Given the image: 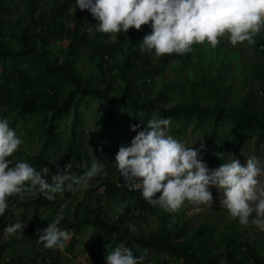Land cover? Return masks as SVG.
Instances as JSON below:
<instances>
[{"label": "rangeland", "instance_id": "obj_1", "mask_svg": "<svg viewBox=\"0 0 264 264\" xmlns=\"http://www.w3.org/2000/svg\"><path fill=\"white\" fill-rule=\"evenodd\" d=\"M22 4L23 2L20 3ZM70 11L71 16H77L79 11L86 12V15L90 13L87 9L82 11L73 4L70 5ZM59 19L64 20L62 13ZM79 23L80 19L77 17L76 20L65 24L73 32ZM149 24H142L139 29L130 27L131 31L117 32V43L114 45H111V42L115 39L116 33L103 32L97 39L91 36L94 27L84 33L85 45L101 42L106 52L103 54L108 53L107 56L111 54V57L116 58L118 63L123 61L124 73L128 77L132 78L135 75L139 95L137 104L139 108L135 111L143 124V126L137 125L135 130L130 129V125H136L135 123L130 124L135 112L131 105L128 107L121 103L116 108L114 119L111 120L112 127L109 124L106 125L104 102L97 98H91L79 104L81 114L75 126L72 125L74 115L71 113L65 116L63 122L62 120L57 122L55 138L61 137L57 144L60 150L58 154H55L53 150L52 153L48 151L45 162L55 164L59 160L57 158L59 154L68 152L69 144L75 149L79 148L87 152L89 156L96 158L101 167L95 175L87 178L86 185L94 180L106 178L117 181L120 177L119 174L116 175L114 172L116 169L113 167L118 148L128 145L136 132L145 127L148 119L160 118L158 110L147 109L146 103L157 104L165 108L187 107L195 103L207 109L220 107L226 112L238 109L247 115L261 113L264 110V49L262 47L264 26L254 36L255 42L251 45L246 41L232 45L225 34L218 37V43L214 48L205 41L199 44L193 43L192 50L189 52L182 54L172 52L156 56L153 52L140 49L139 42L142 37L151 31ZM81 30L80 36L83 34ZM108 34H110L109 37ZM62 42L65 46L68 45L67 40ZM79 59L86 73L90 68L94 69L97 81L92 86L104 88V82L99 76L101 74L99 71L96 72L98 70L96 68L97 57L89 52L88 46L84 48ZM131 59L135 60L137 66L134 72L126 65ZM102 66L106 70V80L113 83V88L109 92L110 96L120 99L125 87L122 76L109 56L108 59L103 57ZM149 67L150 75L147 78L141 77L140 69H149ZM81 77L86 78L87 76ZM7 120L9 126L12 127L11 120L9 118ZM38 121L39 119H30L27 128L32 129ZM169 121L168 133L179 142L193 148L204 145L200 149V158L206 162L209 169L218 167L220 163L234 157L243 166L246 158L250 156H254L260 166L264 167V130H251L231 119L216 121L214 114L202 117L197 114L184 113L174 116L173 119L170 118ZM12 128L20 138L27 131ZM213 147L219 150L218 155L215 154L217 159H220L219 164L216 163ZM29 153V157L22 153L21 143L13 152L12 157L29 162L36 169L42 170L41 174L45 176L48 169L43 159L34 160L31 158V152ZM8 158L11 159V157ZM81 163L82 160L75 158V166ZM258 180L264 183V174L258 176ZM68 190L70 192L67 196L62 195L64 208L73 200L81 197L85 186L73 183L71 188L65 187L62 192L52 193V195L59 196ZM209 191L212 193V202L200 205L199 212L194 211L195 206L187 201L183 202L176 212H166L159 205H154L146 221L141 224L143 238L145 240L153 238L155 242L170 240L176 245L178 241L172 235L180 228L186 227L187 232L183 239L184 250L187 248L196 253L191 255V264H196L198 261L204 264H254L251 260L247 261L248 258L244 254L236 253L230 258L229 250H232L236 242L249 243L257 254L264 257V230L251 222L247 225L239 224L237 218H231L227 210L220 206L219 198L222 197V192L212 185L209 186ZM15 194V197L12 194L6 197L8 206L5 208L7 211L5 215L8 216L10 224L18 220L26 226L28 222L23 221L25 217L31 220L45 219L53 209L50 206H39L35 189L30 188ZM94 197L98 206H106L103 196L95 194ZM45 200L52 203V200L47 198ZM25 203L30 204L28 208L22 206ZM133 204L132 201L129 203L130 208ZM64 208L60 210L63 212ZM112 213L114 214V210ZM252 215L254 214L249 216L250 221ZM82 223L80 217L75 219L68 229V239L63 247H54L58 250L57 255L61 264H94L90 262V259L95 264H105L104 256L108 252L118 244L123 243L125 246V241H119L106 231H97L86 226L79 229ZM195 233L207 238L203 251L198 239L194 236ZM25 241L26 239L21 235L14 241V245L15 247L20 244L26 245ZM133 250L137 251L139 256L144 257L143 261L138 264H164L165 262L183 264V259L173 256L174 254L170 253L169 249L151 247L140 250L138 246H133ZM49 262L52 264L51 261ZM0 264H2L1 259ZM40 264L43 263L40 262Z\"/></svg>", "mask_w": 264, "mask_h": 264}, {"label": "clouds", "instance_id": "obj_2", "mask_svg": "<svg viewBox=\"0 0 264 264\" xmlns=\"http://www.w3.org/2000/svg\"><path fill=\"white\" fill-rule=\"evenodd\" d=\"M72 4L81 10L87 9L97 21L91 33L93 38L97 39L103 32L116 33L111 45L117 43V32L131 31L130 27L139 29L142 24L150 22L151 31L142 37L139 44L141 51L147 50L156 56L189 52L193 43L205 41L214 48L218 37L225 34L232 45L245 41L251 45L255 42L254 36L264 26V0H74ZM61 10L65 14H71L68 5L62 6ZM86 46L90 52L89 45ZM107 54H103L102 59H108ZM169 123L166 117L148 119L145 127L136 132L128 145L118 148L113 165L117 171L114 172L120 176L117 181L106 178L86 185L87 178L100 170L101 165L96 158L77 148L73 153L79 155L84 152L88 155L87 159H82V163L75 166V158H80L74 157L64 169H80L89 164L90 168L86 173L71 179L70 173L67 176L63 172L46 176L50 171L48 170L44 176L41 174L42 170L36 169L29 162L12 157L22 141L9 126L7 117L0 118V216L4 211L7 213L6 197L11 194L31 188L51 200L54 198L52 193L62 192L65 187L71 188L73 183L85 186V190L89 186L101 187L98 195L103 196L105 203L114 208L116 201L109 198L113 190L109 192L105 188L114 187L121 195H140L144 199V206L141 207L139 202L134 203L127 213L119 212L123 210L122 204L116 206L115 210L119 213L112 215L113 233L110 234L119 241H124L125 236L139 240L144 237L141 224L146 221L154 205H159L166 212H176L187 201L195 206L194 211L199 212L200 205L212 202V193L209 191V186L212 185L222 192L219 204L231 218H237L241 225L251 222L264 230V183L258 180V176L264 174V167L260 166L257 159L254 156L247 157L242 166L232 155L234 158L209 169L200 158V149L204 145L197 148L185 146L168 133ZM136 127L137 125H130L132 130ZM80 198L71 202L70 222L73 221L74 210L81 201ZM63 208L64 205L61 204L60 209ZM60 209L56 213L52 209L50 214L55 219L43 229H37L36 241L42 243L44 248L63 247L68 239V229L71 226H66L61 220L65 208L63 212ZM81 213L76 214V217H80ZM250 214H254L251 221ZM5 217L8 219V216ZM21 227L18 220L11 224L9 222V225H5L4 232L14 234ZM31 238L25 235L24 243L27 244L16 247L20 251V257L24 254L31 255L37 249L36 244L29 246ZM183 239L184 237L182 243ZM15 258H10L7 254L0 257L2 264H12L11 261ZM143 259L142 255L133 256L131 249L123 243L116 245L104 256L105 264H138ZM49 261L51 259L48 257L39 258L38 264H50ZM90 262L95 264L91 259Z\"/></svg>", "mask_w": 264, "mask_h": 264}, {"label": "trees", "instance_id": "obj_3", "mask_svg": "<svg viewBox=\"0 0 264 264\" xmlns=\"http://www.w3.org/2000/svg\"><path fill=\"white\" fill-rule=\"evenodd\" d=\"M73 1L0 0V118H9L12 127H16L19 131L27 130L22 134L21 138L22 153L29 157V152H31V158L34 160L37 158L43 159L45 167L50 170L46 176L51 177L57 172H63L67 176L70 173L69 178L71 179L77 177L78 174L86 173L90 165L88 164L80 169H74L75 167H73L69 171H65V166L71 163L74 157L86 160L88 157L86 153L74 154L75 148L69 144L67 146L68 152L59 154L57 157L59 160L55 164L45 162V157H47L48 151L52 153L53 150L55 154L59 153L60 148L57 144H59L58 140L61 137L55 138V130L58 128L57 122L60 120L63 122L65 116L71 113L74 115L72 125L75 126L81 114V109L78 106L83 103L82 101H89L91 98L102 100L104 102L105 123L106 125L109 124L110 127H112L111 120L115 117L117 106L121 103L128 107L131 105L135 115L131 117L130 124L135 123L143 126L140 122V117L137 115L138 113L135 111V109L139 108L137 105L139 95L135 84V75L132 78L128 77L124 73L125 65H123V61L118 63L116 58L111 57V54L108 56L112 59L119 74L122 76L125 87L120 99L110 96L109 92L113 88V83L106 80V70L102 66L104 45L101 42L89 44V48L91 54L97 57L96 68L98 70L96 72L99 71V74H101L99 76L104 82V88L92 86L97 81L94 69L90 68L86 73L79 57L86 46L84 33L89 28L94 27L97 21H95L91 13L86 15L85 12L79 11L77 16L65 14L61 7L66 5L70 7ZM21 2H23L22 5H20ZM44 10L46 11L44 12ZM60 13H62L64 20L59 19ZM15 16L17 17L16 19L14 18ZM77 17L80 19V23L72 32L65 23L76 20ZM86 27L88 28L86 29ZM80 30L83 33L82 36L79 35ZM65 40L68 41L67 46L62 42ZM262 47L264 49V39ZM126 65L132 72L137 67L134 59L128 60ZM140 70L141 77L147 78L150 75V67L149 69L143 68ZM81 76L87 77L82 78ZM146 104L147 109H157L160 118L173 119L174 116L183 115L184 113L197 114L202 117L214 114L216 121L231 119L248 129L264 130V110L261 113L247 115L238 109L226 112L220 107L207 109L195 103L187 107L175 108ZM30 119H39V121L29 130L27 124ZM213 150L216 163L219 164L220 159H217L215 155H218L219 150L214 147ZM73 172L76 174L74 175ZM99 188L101 187L89 186L81 194V201L74 210L72 222H70L69 217L73 203L65 207V214H63L61 220L66 226L68 224L71 226L77 218L76 214L82 212L79 216L85 225H80L78 228L88 226L97 231L104 229L109 233H113V210L115 215L119 212L127 213L130 209L129 203L131 201L136 204L139 202L141 207L144 206V199L142 200L140 195H121L114 190V187L105 188L109 192L113 190L109 198L116 201L115 207L112 208L109 203H106L105 207L98 206L94 195L99 194ZM68 192L70 190L59 196L54 195V198L51 199L52 203H50L45 200L42 193H37L36 191L37 203L41 207H52L54 213H56L60 209V205H64L62 195L65 194L67 196ZM12 196L15 197L16 194L14 193ZM121 204L123 205V210L117 212L115 208ZM29 205V203L22 204L26 208ZM5 213L4 211L3 215L0 216V257H4V254L9 255L10 258L12 256L13 258L16 257L14 260L12 259V264H38L39 258L43 259L45 257L50 258L53 264H61L57 249L44 248L42 243H37L36 241L38 238L37 229L46 227L47 223L55 219V216L49 213L45 217L46 220L44 218L31 220V218L25 217L23 221L28 222L26 226L20 221L21 229H18L14 234H6L4 227L9 222L7 217H5ZM186 232L187 228L183 227L172 235L178 240L176 245L170 240L155 242L153 238L149 240L141 238L138 240L135 237L125 236L126 240H123L125 241V246L131 249L134 256L139 255L137 251L133 250V246H138L140 250L157 247L162 250L169 249L170 253H173L175 257L183 259V264H191V255L196 253L187 248L184 250L182 238L185 237ZM118 233H120V230H118ZM21 235L32 237L29 241V246L37 245V249L31 255L24 254L21 257L19 256L20 251H17L18 248L15 247L14 241ZM194 236L198 239L199 246L203 251L207 238L199 233H195ZM229 252L230 258L235 256L236 253H240L247 256V261L251 260L254 264H264V257L257 254L249 243L236 242ZM164 264H168V262ZM196 264L204 263L198 261Z\"/></svg>", "mask_w": 264, "mask_h": 264}]
</instances>
